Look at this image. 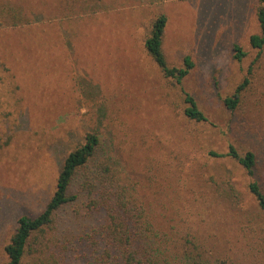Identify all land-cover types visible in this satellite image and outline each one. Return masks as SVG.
<instances>
[{"label": "rangeland", "instance_id": "rangeland-1", "mask_svg": "<svg viewBox=\"0 0 264 264\" xmlns=\"http://www.w3.org/2000/svg\"><path fill=\"white\" fill-rule=\"evenodd\" d=\"M104 1L90 16L62 12L63 0H0L32 21L0 28V264L19 219L44 212L65 159L91 134L101 139L95 180L107 162L144 221L171 238V256L187 249L209 264H264V215L249 188L264 191V49L251 42L260 0ZM162 15L169 65L194 64L182 84L145 48ZM187 96L207 122L185 116ZM232 147L255 153L254 175L211 156ZM82 197L33 235L22 264L118 263L101 236L104 216Z\"/></svg>", "mask_w": 264, "mask_h": 264}, {"label": "trees", "instance_id": "trees-1", "mask_svg": "<svg viewBox=\"0 0 264 264\" xmlns=\"http://www.w3.org/2000/svg\"><path fill=\"white\" fill-rule=\"evenodd\" d=\"M0 28L8 26H25L32 24L31 19L24 10L10 3L1 4ZM61 7V6H60ZM75 8H80L84 14L95 16L105 10L104 0H63L62 12L75 14ZM257 19L261 28V34L254 35L251 42L254 48L264 49V0H260L257 9ZM167 17H158L153 25L151 34L145 40V48L154 62L161 69L166 79L182 84L194 67L190 57L185 58V67H171L164 53V35L167 26ZM242 58L244 54L236 47ZM246 80L235 93L234 97L226 100L227 106L235 110L240 102L241 91L247 86ZM189 107L185 110V116L192 121L207 122L208 118L199 108L197 102L191 96L186 97ZM101 139L95 134L87 137L85 144L69 154L65 159L60 172L57 189L47 204L44 212L38 217L23 216L19 219V227L13 236L11 243L6 247L9 256L8 264H22L27 246L35 233L43 231L54 222L56 213L64 206L77 202L82 196L85 198V206L104 216V231L101 236L107 241V253L115 255L117 264H209L202 255H194L187 249L178 254L170 255L167 246L171 238L163 234L162 240L159 233L149 221H144V208L139 207L130 199L129 190L119 184L115 171L107 162L100 164L101 173L96 179V173L91 169L97 157ZM215 158L232 157L237 160L250 175H254L256 155L249 151L244 156L240 155L233 147L227 154L211 152ZM99 168V169H100ZM91 169V170H90ZM93 170V171H92ZM86 171L87 175H82ZM99 172V170H98ZM85 180L77 189V194L72 193L75 181L80 177ZM89 178V179H88ZM91 179L92 182H89ZM95 181L98 184H95ZM250 191L257 200L259 212L264 215V191L257 183L250 184ZM80 194V195H79ZM192 244L193 242H189ZM172 244V243H171ZM162 246L166 247L162 250ZM113 252V253H112ZM102 254V253H101ZM100 254V255H101Z\"/></svg>", "mask_w": 264, "mask_h": 264}]
</instances>
